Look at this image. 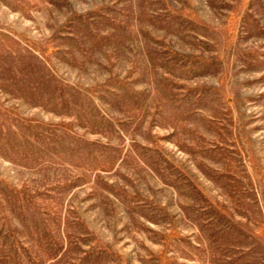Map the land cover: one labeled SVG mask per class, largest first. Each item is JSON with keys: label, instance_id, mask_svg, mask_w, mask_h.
Returning a JSON list of instances; mask_svg holds the SVG:
<instances>
[{"label": "rangeland", "instance_id": "374dc122", "mask_svg": "<svg viewBox=\"0 0 264 264\" xmlns=\"http://www.w3.org/2000/svg\"><path fill=\"white\" fill-rule=\"evenodd\" d=\"M0 264H264V0H0Z\"/></svg>", "mask_w": 264, "mask_h": 264}]
</instances>
